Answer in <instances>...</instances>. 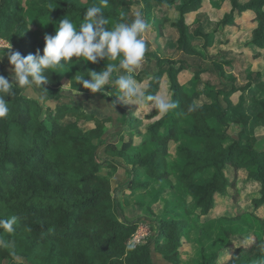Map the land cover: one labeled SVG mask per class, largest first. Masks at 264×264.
<instances>
[{
    "label": "trees",
    "instance_id": "1",
    "mask_svg": "<svg viewBox=\"0 0 264 264\" xmlns=\"http://www.w3.org/2000/svg\"><path fill=\"white\" fill-rule=\"evenodd\" d=\"M142 2L143 5H139L144 18L147 15L151 18L158 39L162 37L163 26L171 21L165 16L160 17L159 13L164 8L179 5L178 20L170 23L177 35V46L187 54L197 55L189 41L186 17L199 10L202 0ZM221 2L229 3L230 11L216 22V33L235 26L236 18L249 12L256 24L250 43L258 50H264V0ZM44 3L53 6V9L38 8L32 18L47 21L54 30L66 17L78 26L86 10L93 5L100 6L104 16L115 23L127 22L128 7L138 6L129 0H109L107 7L101 5L100 0H48ZM206 22L208 24L209 21ZM211 38V35L204 36L203 55L206 58ZM0 39L13 47L11 52H19L24 57L35 55L38 50L42 55L45 47V40L37 37L35 28L22 13L19 0H0ZM255 56L260 55L257 52ZM154 59L157 66L155 72H141L135 77L141 85L145 84L144 90L152 95H159L162 81L166 79L169 101L177 102L178 107L163 115L153 110L144 117H136L133 110L119 108L117 110L124 115V119L114 129L112 140L98 145L94 141L110 128L112 118H98L85 111L78 113L77 108L70 104L51 109L31 97H25L18 89L14 95L5 96L10 111L0 119V208L6 215L0 216V219L15 216L17 220L14 232H3V238L12 242L15 256L8 249H0V264H152L151 247L165 261L178 264V250L185 234L184 221L177 217L159 220L156 222L158 232L147 243L129 249L128 243L138 224L148 219L128 220L126 209L112 196L110 180L100 175L99 152L103 148L104 162H112L114 166L115 158L119 157L131 167L128 189L137 188L135 181L141 173L161 181L168 176L170 144L176 146L174 155L181 161L179 183L192 200V213L198 224L205 225L212 219L236 221L249 216L260 225V237L253 233H226L228 239L223 251L204 264H254L264 255L259 247L264 244V218L256 214L264 206V150L255 149L252 139L244 145L237 141L224 145L227 133L217 130L211 122L227 127L225 109L219 103L199 104L200 94L194 89L203 71L191 72L192 79L183 85L179 77L188 68L177 65L171 59H160L158 56ZM74 69L82 73L84 62H77ZM0 75L6 77L1 69ZM47 75L49 83L44 85L48 92L45 93V101H60L63 95L59 90L58 76L54 73ZM256 77L258 80L245 88L250 92L253 103L264 92V72H257ZM208 94L217 98L211 89ZM147 104L152 105L151 102ZM193 104L195 110L190 112L189 106ZM67 116L83 122L90 121L94 126L83 131L71 124L65 125L62 122ZM181 117L189 123L184 135L201 142V150L178 145L181 140ZM257 118L264 122V112ZM241 119L244 123L250 120L248 117ZM149 144H154V149L142 153L141 150ZM230 170L231 176L227 174ZM207 171L211 175L202 183H196V179ZM240 172L245 173L247 182L257 187L251 202L253 210L237 209L233 217L217 215L211 218V214L216 215L218 197H225L228 192H231L230 199L238 205ZM149 185L150 182H145L140 188ZM238 236L239 239L252 237V241L246 245L237 244L235 240Z\"/></svg>",
    "mask_w": 264,
    "mask_h": 264
},
{
    "label": "rangeland",
    "instance_id": "2",
    "mask_svg": "<svg viewBox=\"0 0 264 264\" xmlns=\"http://www.w3.org/2000/svg\"><path fill=\"white\" fill-rule=\"evenodd\" d=\"M48 0H19L21 3L22 13L27 20L35 28L37 37L44 40L45 35L54 36L55 31L47 21L40 22L34 20L32 17L34 10L38 8H51L53 6L43 4ZM85 2L86 0H79ZM131 3L138 4V6H130L126 10L127 22H131L137 13H142V0H129ZM245 3L247 0H240ZM140 4V5H139ZM179 6V5H178ZM177 6V7H178ZM144 7V6H143ZM177 7L164 8L159 13L160 17L165 16L170 22L163 27L162 37H157V30L151 23V18H144L150 25L149 29L144 34V39L147 45L145 60L142 66L137 70L135 76L141 72L153 73L156 70V61L154 56L160 59H171L177 65L182 64L188 68V71L181 73L179 77L180 83L183 85L192 79L191 72H200V77L195 86V90L199 92V104H215L219 103L226 111L227 127L221 126L215 121L211 122L217 130L226 132L228 138L224 141V145H230L237 141L244 145L248 140L252 139L254 147L257 150H264V122L259 120L257 116L264 112V92L258 95L256 102L251 101L250 92L245 90L248 86L255 83L258 78L257 72H264V50H258L250 42L252 41L251 33L255 29L256 24L253 16L249 12H245L236 18L235 26L226 27L223 31L217 32L216 22L221 20L224 14L229 13V3H222L221 0H202L201 6L196 13L187 14V25L189 26V41L195 48L197 55H190L181 51L177 46V35L175 29L170 26V23L178 20ZM196 20L198 21L196 23ZM208 20V24L206 22ZM80 23V22H79ZM78 23V26H79ZM115 22L109 21V29L115 26ZM199 33L201 36H197ZM213 33V35H212ZM211 35V45L207 48L208 57H204V36ZM156 39V40H155ZM5 40L0 39V55H3L9 45ZM7 51V50H6ZM13 51V47L10 48ZM260 56H255L257 53ZM75 57L72 58V64L65 69L56 70L59 79V90L62 92V99L60 101H41L38 92H28L17 88L25 97L37 101L40 105L47 106L51 109L65 105H73L77 108V112L94 114L98 118H112L110 128H107L102 133L99 140L94 141L95 144L108 142L112 140L114 129L118 128L120 121L124 119V115L117 109L122 108L125 111L133 110L136 117H144L145 115L156 110L154 106L130 105L124 104L117 100L116 89L111 86H104V88L92 94L90 91L83 88L82 83L77 82L78 78L83 75L87 76V71H102L108 63L118 64V61H98L96 64L85 63L84 71L77 72L74 69L76 64ZM214 61V63H213ZM0 69L5 73L9 82H13L12 77L14 72L9 63L7 54L0 56ZM64 64V61H61ZM215 64V65H214ZM216 65H219L216 67ZM123 72V70H121ZM222 72V73H221ZM118 73L113 74V79ZM87 78V77H85ZM144 89L145 84L141 85ZM191 87V84H188ZM212 90L217 94L214 99L208 93ZM160 96L166 97L170 100L169 89L166 79H163L161 89L158 93ZM90 95H96L95 98H90ZM248 117L249 122L244 123L241 118ZM79 127L83 131L93 128V123L90 121L77 120L76 118L65 117L63 122ZM189 123L185 118H180L179 132L181 140L178 145L192 148L195 150L202 149V143L190 139L184 135V131L188 128ZM154 144H149L144 147L142 153L150 152L154 149ZM175 145L170 144L167 156V174L168 176L161 181H156L154 178L141 173L135 181L137 188H129L133 190L129 192L128 184L131 180V167L127 163L117 157L115 158L114 166L112 162H104L102 149H100L99 157L101 160L100 175L106 177L111 182L112 196L116 197L126 209V218L130 221L148 219L138 224L133 236L141 239V245L147 243L153 235L158 232L159 220H167L172 217L180 218L184 221L183 229L185 234L181 238V246L178 253V264H204L213 255L223 251L225 243L227 242L226 233H234L241 235L244 233L255 234L257 237L261 236V229L258 222L249 216H245L240 220L229 221L225 219H212L205 225H200L195 221L193 210L194 206L192 200L183 190L179 183V169L181 161L174 155ZM108 163L111 165L108 166ZM128 169V170H127ZM231 176V170L228 171ZM211 172L207 171L196 179V183L208 178ZM228 176V177H230ZM145 182H150L149 187L140 188V185ZM240 189L239 203L236 205L231 198V192H228L225 197H218L216 203V215H210L211 218L217 215H230L231 217L237 214V209L253 210L251 204L255 197L257 187L254 184L246 181V175L240 172L238 175V185ZM185 210L187 212H185ZM256 214L264 218V206L261 207ZM5 211L0 208V216L4 217ZM11 234V233H9ZM132 236V237H133ZM143 236V238H141ZM11 237V236H9ZM227 238V239H226ZM132 239V238H131ZM236 243L247 244L252 241V237H245L243 239H236ZM130 242V241H129ZM128 248L132 249V245ZM151 262L152 264H171L165 261L163 257L151 247Z\"/></svg>",
    "mask_w": 264,
    "mask_h": 264
},
{
    "label": "clouds",
    "instance_id": "3",
    "mask_svg": "<svg viewBox=\"0 0 264 264\" xmlns=\"http://www.w3.org/2000/svg\"><path fill=\"white\" fill-rule=\"evenodd\" d=\"M100 4L107 7L109 0H100ZM108 23L102 8L93 5L84 13L79 26L66 17L56 27L54 36L45 35L42 55L38 50L35 55L24 57L19 52H11L9 44L3 55L7 54L14 76L10 83L8 78L0 75V119L5 118L10 111L5 96L14 95L17 88L23 89L26 94L38 92L39 99L45 101V93L48 92L44 85L49 83L47 74L67 68L72 64L73 57L77 58L76 63L118 61V64L108 63L99 73L87 71V76L81 75L78 78L77 82L82 83L83 88L92 94L100 92L104 86H111L116 89L117 100L124 104L138 106L151 102L162 115L176 109L177 102L160 95L148 94L135 77L145 60L147 45L144 34L150 27L142 14L137 13L131 22H118L111 29L106 27ZM62 60L64 64H61ZM114 73L118 75L113 79ZM188 110L194 111L195 105L189 106ZM16 220L15 216L0 219V249L10 250L13 256L14 246L11 241L3 238V232H14ZM259 247L264 253V244ZM254 264H264V255Z\"/></svg>",
    "mask_w": 264,
    "mask_h": 264
},
{
    "label": "built area",
    "instance_id": "4",
    "mask_svg": "<svg viewBox=\"0 0 264 264\" xmlns=\"http://www.w3.org/2000/svg\"><path fill=\"white\" fill-rule=\"evenodd\" d=\"M143 238V236L141 237ZM141 244V239H139L136 235L132 237V239L129 242V246L132 245V249L136 248V247H140Z\"/></svg>",
    "mask_w": 264,
    "mask_h": 264
}]
</instances>
